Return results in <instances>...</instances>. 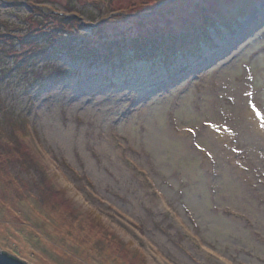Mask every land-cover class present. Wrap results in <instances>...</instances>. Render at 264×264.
I'll list each match as a JSON object with an SVG mask.
<instances>
[{
    "label": "rangeland",
    "instance_id": "1",
    "mask_svg": "<svg viewBox=\"0 0 264 264\" xmlns=\"http://www.w3.org/2000/svg\"><path fill=\"white\" fill-rule=\"evenodd\" d=\"M204 22L191 56L181 38ZM57 29L83 35L78 54L34 57L24 78L0 45V251L264 264V0H0L19 57Z\"/></svg>",
    "mask_w": 264,
    "mask_h": 264
},
{
    "label": "trees",
    "instance_id": "2",
    "mask_svg": "<svg viewBox=\"0 0 264 264\" xmlns=\"http://www.w3.org/2000/svg\"><path fill=\"white\" fill-rule=\"evenodd\" d=\"M65 14H66V12H63V14L60 15L62 18L61 19L62 25L69 24V22H71L72 18L79 16L78 13L75 11L70 12L69 15H65ZM202 26H204V27L200 29L201 33L197 31L195 33V35H193V37H190L186 42H185L184 37L181 38V40H183L182 41L183 43H187L188 41L193 39V46L190 49V51L188 52V54L191 56L198 55L199 49H198L197 45L199 42H200V45H204L206 47L209 45L207 43L208 42L207 39L205 40L206 36L204 35V33L207 31L206 27L207 26L209 27V24H208V22H206V23L204 22ZM204 30H206V31H204ZM55 33L58 34V33H64V32H62L61 29H57V30H55ZM64 34H65L64 37H61V35H59L57 39H54L53 33H52V35H50L48 33H40L39 35L36 36L37 43H35V41L33 42V44L35 46H38L37 47L38 51L35 53L32 51H23L21 53V55L24 56V58L19 57V53L16 52V48H15L17 43H16V41L13 40V38H11L12 36H10L9 34H8V36H1L0 37V40L5 41L4 43L0 42V45L3 46L4 44H7V45H9L10 50L12 52H15L14 56L16 55L17 59L15 61H13L12 64H14V66H15V69H16L15 71L21 72L22 78H24L27 76L26 74H24V72H25L27 67L31 66L30 62H34L33 61L34 57L40 58L42 56H45L44 54H48V56L49 55L55 56L54 53H56V52H57V55L66 53V54L75 56L76 54H78L72 48L74 46L80 44V43L76 44V42L80 41L79 38L81 39L82 37H79V36H83V35L74 36L70 32H65ZM206 38H208V37H206ZM208 40H210V39L208 38ZM18 42L26 45V43H24V42H21V41H18ZM132 42L134 43V41H132ZM138 44H140L138 46L139 49H137L138 51L137 50H135V51L144 52L147 50V51H151L150 53H152V51H153L152 54L163 53L165 55V47H168V43H166L165 41L164 42L159 41L156 43L153 42V44L151 45L149 41L144 40V41L139 42ZM180 44H182V43H180ZM187 46H190V45H187ZM14 48H15V50H13ZM19 50H20V48H19ZM87 50H88V52L86 54L88 57H86L85 59H92V58L96 57V55H93V53H92L93 49H87ZM116 52H117V54L115 55V58L119 56V59H120L122 53L118 49ZM133 52H134V50H133ZM110 56L114 57L113 51L110 52ZM1 58H2V53L0 52V61H1ZM25 65L27 67H25ZM6 69H7V71H10V72L13 71V69H11V68H6ZM7 71H0V74H2L1 77H3Z\"/></svg>",
    "mask_w": 264,
    "mask_h": 264
},
{
    "label": "water",
    "instance_id": "3",
    "mask_svg": "<svg viewBox=\"0 0 264 264\" xmlns=\"http://www.w3.org/2000/svg\"><path fill=\"white\" fill-rule=\"evenodd\" d=\"M0 264H26L18 259L0 251Z\"/></svg>",
    "mask_w": 264,
    "mask_h": 264
},
{
    "label": "snow or ice",
    "instance_id": "4",
    "mask_svg": "<svg viewBox=\"0 0 264 264\" xmlns=\"http://www.w3.org/2000/svg\"><path fill=\"white\" fill-rule=\"evenodd\" d=\"M253 111L256 113V115L259 117L260 116V112L257 111L256 107L253 105Z\"/></svg>",
    "mask_w": 264,
    "mask_h": 264
}]
</instances>
